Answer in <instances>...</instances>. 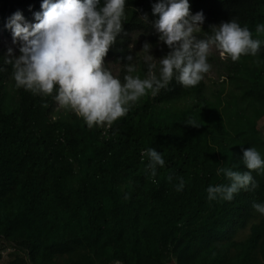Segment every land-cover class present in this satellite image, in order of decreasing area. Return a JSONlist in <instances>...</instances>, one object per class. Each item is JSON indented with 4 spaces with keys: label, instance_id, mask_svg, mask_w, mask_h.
Listing matches in <instances>:
<instances>
[{
    "label": "trees",
    "instance_id": "16d2710c",
    "mask_svg": "<svg viewBox=\"0 0 264 264\" xmlns=\"http://www.w3.org/2000/svg\"><path fill=\"white\" fill-rule=\"evenodd\" d=\"M155 2L128 0L124 31L105 57V66H121V80L128 63L136 65L133 75L147 73L134 35L147 37L157 58L169 51L152 26ZM41 3L0 0V34L12 40L7 19L20 11L35 22ZM190 11H203L205 32L236 19L261 49L236 62L218 58L216 83L184 87L173 80L149 92L110 126L89 128L58 106L55 92L17 87L4 65L0 264H264V215L252 206L264 203V169H246L241 147L264 158V33L256 31L264 0H190ZM5 54L0 48V58ZM147 148L165 159L155 175L142 156ZM220 168L251 171L256 187L210 201L209 185L229 183Z\"/></svg>",
    "mask_w": 264,
    "mask_h": 264
},
{
    "label": "clouds",
    "instance_id": "9594fccd",
    "mask_svg": "<svg viewBox=\"0 0 264 264\" xmlns=\"http://www.w3.org/2000/svg\"><path fill=\"white\" fill-rule=\"evenodd\" d=\"M128 0H42L41 11L35 12L34 21L25 19L17 11L5 27L11 30L12 45L0 64L12 67V78L17 87L37 95H52L58 106L70 109L83 118L89 128L111 125L127 115L141 97L167 89L173 80L184 87H194L205 78L212 65L209 56L213 50L221 58L238 61L241 56H255L262 46L253 38L247 26L236 19L210 25L203 30V11L192 13L190 0H157L152 14L158 16L152 26L158 41L167 46L166 55L156 58L152 45L145 42L141 53L147 65L145 78L133 75L136 65H124L123 80L105 66V57L127 21ZM142 20L147 21V14ZM264 33V23L256 26ZM203 34V35H202ZM18 49L19 55H16ZM140 53V54H141ZM139 54V55H140ZM128 61L133 57L128 56ZM242 160L246 169H264V158L255 147L243 148ZM146 168L156 174L157 167L165 166L163 155L155 148L142 152ZM228 184L209 185L208 199L231 201L241 189L256 187L251 171L220 168ZM171 180V177H169ZM180 179L177 191H182ZM253 208L264 215V203H253Z\"/></svg>",
    "mask_w": 264,
    "mask_h": 264
},
{
    "label": "rangeland",
    "instance_id": "374dc122",
    "mask_svg": "<svg viewBox=\"0 0 264 264\" xmlns=\"http://www.w3.org/2000/svg\"><path fill=\"white\" fill-rule=\"evenodd\" d=\"M132 38L134 41H136L138 43V45H136V47L139 46L140 51L138 53L140 54L142 51L143 43L148 42V38L143 36L142 34H136ZM11 41H12L11 39L5 37L2 33L0 34V48L4 49L5 51L10 46L15 48V46L12 45ZM162 46H164L163 43H162ZM150 51H151V54L153 56H155L156 58L158 57V54L156 53V50L154 48H151ZM16 52H17V50H16ZM140 55L143 57L142 53ZM218 58H220V61H224L226 59V57L221 58L219 53L217 51L213 50L209 56V63L212 65V67H211L210 72L205 74V78H204V80L210 84L216 83L219 80V77L215 72V70H216L215 64L218 62ZM108 65H109L110 69L113 71V73L115 75H118V72H119L121 66H119L118 64H116L112 61H110L108 63ZM259 130L264 134V118L259 122Z\"/></svg>",
    "mask_w": 264,
    "mask_h": 264
}]
</instances>
